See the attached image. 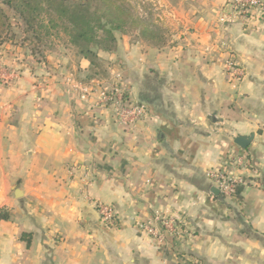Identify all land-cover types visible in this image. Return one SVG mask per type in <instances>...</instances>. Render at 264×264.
<instances>
[{"label":"crops","instance_id":"obj_1","mask_svg":"<svg viewBox=\"0 0 264 264\" xmlns=\"http://www.w3.org/2000/svg\"><path fill=\"white\" fill-rule=\"evenodd\" d=\"M171 1V38L124 36L97 67L68 41L42 59L0 46V264H264V21L220 23L225 0ZM117 84L147 109L131 127L99 106ZM230 154L247 161L235 198L207 178L234 171ZM157 214L178 225L164 243L138 227Z\"/></svg>","mask_w":264,"mask_h":264},{"label":"trees","instance_id":"obj_2","mask_svg":"<svg viewBox=\"0 0 264 264\" xmlns=\"http://www.w3.org/2000/svg\"><path fill=\"white\" fill-rule=\"evenodd\" d=\"M5 8L18 15L25 33L32 32L39 40L42 30L49 32L62 24L68 43L95 67L100 51L116 50L114 31H122L126 19L133 17L121 0H0V36L7 35L12 27ZM149 30L145 26L140 34L151 41ZM9 218L8 209H0V220Z\"/></svg>","mask_w":264,"mask_h":264},{"label":"built area","instance_id":"obj_3","mask_svg":"<svg viewBox=\"0 0 264 264\" xmlns=\"http://www.w3.org/2000/svg\"><path fill=\"white\" fill-rule=\"evenodd\" d=\"M228 12L220 19L240 21L245 24L261 23L264 21V0H225ZM226 74L232 83H239L244 76L243 69L233 58L225 62ZM100 107L109 112L114 119L124 127H131L141 120L147 113L144 105L129 100L126 89L117 84L105 89L99 98ZM229 162L234 171L227 168L212 169L208 171L207 178L220 195L225 197H238L239 188L246 184V180L239 175V169H245L247 161L244 156L230 154ZM101 221L109 228L116 226L117 214L115 208L99 203L97 205ZM139 229L159 243H164L167 236L175 235L178 225L173 217L168 215H155L150 221L138 224Z\"/></svg>","mask_w":264,"mask_h":264},{"label":"rangeland","instance_id":"obj_4","mask_svg":"<svg viewBox=\"0 0 264 264\" xmlns=\"http://www.w3.org/2000/svg\"><path fill=\"white\" fill-rule=\"evenodd\" d=\"M121 1L126 5L128 12L133 17L132 19H126L127 25L122 31H114V35L118 39L126 36L131 40H146V38L140 34L145 26L149 27V31L151 32L149 33V38L154 43L161 42L163 38L165 40L171 38L170 35H162V33L165 32L166 22L163 23L161 17H163V11H165L166 7L169 9L171 4H173V1L166 0V7L164 6L163 0ZM5 10L10 17L12 27L7 35L6 33L1 34L0 46L9 42H17L18 44L27 45L31 52H33L38 58L42 59L45 53L57 50L58 46L63 48L67 44L68 38L64 34V27L62 24H59L58 28L49 32L42 30V35L40 36L41 40H39L32 32L25 33L26 27L14 11H10L7 8H5ZM133 21L136 22L134 23ZM72 49L77 52L74 47H72ZM100 71H103L102 67H100Z\"/></svg>","mask_w":264,"mask_h":264},{"label":"water","instance_id":"obj_5","mask_svg":"<svg viewBox=\"0 0 264 264\" xmlns=\"http://www.w3.org/2000/svg\"><path fill=\"white\" fill-rule=\"evenodd\" d=\"M253 140V135L250 137H237L235 139V144L238 145L239 147L243 148V149H247L248 146L251 144V141ZM216 195H219V191L218 190H214L213 191Z\"/></svg>","mask_w":264,"mask_h":264}]
</instances>
